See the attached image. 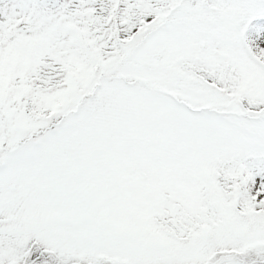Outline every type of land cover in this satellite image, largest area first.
I'll return each mask as SVG.
<instances>
[{
  "label": "snow or ice",
  "instance_id": "1",
  "mask_svg": "<svg viewBox=\"0 0 264 264\" xmlns=\"http://www.w3.org/2000/svg\"><path fill=\"white\" fill-rule=\"evenodd\" d=\"M0 264H264V0H0Z\"/></svg>",
  "mask_w": 264,
  "mask_h": 264
}]
</instances>
